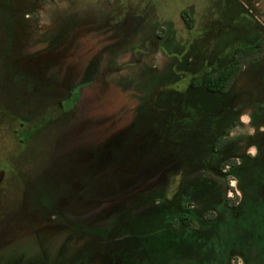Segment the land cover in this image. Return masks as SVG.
Here are the masks:
<instances>
[{"label": "rangeland", "instance_id": "rangeland-1", "mask_svg": "<svg viewBox=\"0 0 264 264\" xmlns=\"http://www.w3.org/2000/svg\"><path fill=\"white\" fill-rule=\"evenodd\" d=\"M245 22L264 30V0H0V222L31 201L39 178L47 192L64 198L62 204L72 200L71 214L81 225L109 224L122 216V205L135 203L140 193L168 175L155 158L164 151L158 135L162 120L154 119L146 102L166 77L171 56L163 50L148 53L155 47L151 39L163 38L171 25L172 54L178 45L185 47L176 56L182 59L190 53L193 63L194 52H204L188 71H174L182 79L168 89L185 90L183 84L191 76L210 70L232 55L238 44L256 43L253 29H241ZM133 58H139L137 65L130 66ZM111 61L122 70L102 74ZM245 71L252 75L260 70L255 65ZM242 77L232 86L246 100L251 88L262 89V81L252 78L253 86H247L249 78ZM172 98L166 100L172 103ZM247 105L241 102L238 108L245 110ZM186 115L182 120L186 125L201 117L192 109ZM22 117L29 120L23 122ZM240 120L244 125L231 126L227 140L254 133L251 113ZM120 132L126 137L122 148L117 143ZM244 143L240 141V147L246 148ZM256 152L255 147L239 148L229 160L239 163L241 156ZM91 155L99 160L96 166L104 168L98 174L105 180L98 181L96 188L108 198L80 205L76 193L92 191L95 185V179L80 171L87 160L92 161ZM119 156L133 174L124 180L115 172L121 165ZM239 182L235 177L228 180L229 198L242 197ZM176 185L172 179L170 192L176 191ZM89 216L92 225L86 222ZM106 241L111 247L118 245L109 235ZM29 242L19 240L2 257L8 264H23V249L30 248L31 254L35 248ZM75 257L66 255L69 260Z\"/></svg>", "mask_w": 264, "mask_h": 264}, {"label": "trees", "instance_id": "trees-1", "mask_svg": "<svg viewBox=\"0 0 264 264\" xmlns=\"http://www.w3.org/2000/svg\"><path fill=\"white\" fill-rule=\"evenodd\" d=\"M171 30L172 26L167 25L165 36L151 39V44L155 47L147 51L150 53L163 50L164 54L171 56L169 66L165 67L166 77L156 83L153 92L155 97L152 94L149 96V103L146 102L147 108L155 116L154 119L162 120L158 130L164 146L162 155L167 148L175 146L174 143L168 144L169 129L178 124L182 125L188 109L195 111L198 117L201 116L198 113L204 111L202 118L194 125L202 126L205 121L213 123L219 117L222 119L227 112L225 109L231 107L227 103L230 104L233 82L245 68L256 65L264 74L262 39L255 44H238L233 50L230 64L223 70L205 77L191 76L189 82L183 84L185 90L168 89L182 79L174 71H188L191 64L190 53L182 59L176 56L182 54L185 47L178 45L176 54L169 51L171 45H175L170 38ZM158 41L162 42L159 44ZM138 59L133 58L130 66L137 65ZM107 65L102 73L104 75L122 70L113 61ZM151 72L153 73L147 71L146 74L156 76V73L150 74ZM170 94L174 101L172 103L166 100ZM28 120L29 118L22 117L23 122ZM231 125H238V120ZM226 167L230 169L224 177L240 180L238 185L242 197L236 195L229 198L230 189L225 185V179L221 178L222 183H218L217 189L221 188L222 192L219 199H214L216 187L209 182L207 173L198 172L193 177L190 175L193 178L191 182L182 179L180 190L172 197L162 187L140 193L138 201L130 203V206L122 205V216L110 219L107 224L112 229L108 232L110 239L117 241L118 245H121V241L123 243L122 264H237L238 261L242 264H264V196L259 194L252 199L246 194L243 179L250 174L246 165L240 167L234 161L227 162L223 168ZM254 172L255 178L264 179V168L257 167ZM41 183L43 184L42 181ZM37 190L38 194L42 192L47 205L54 201L55 196L44 189V184ZM34 194H37L36 191ZM193 204L200 207L193 208ZM74 225L80 226L77 221H74ZM108 235L102 233L100 237L103 239L99 242L105 244L101 252L106 254L111 249L106 241ZM86 254L92 255V252L88 250Z\"/></svg>", "mask_w": 264, "mask_h": 264}, {"label": "flooded vegetation", "instance_id": "flooded-vegetation-1", "mask_svg": "<svg viewBox=\"0 0 264 264\" xmlns=\"http://www.w3.org/2000/svg\"><path fill=\"white\" fill-rule=\"evenodd\" d=\"M249 24L250 22H245V28L241 29L244 31L253 29L255 32L254 42L258 43L264 38V30L262 28L256 29L255 25ZM233 38H235L233 39L234 41L238 39V37ZM233 40L232 42H234ZM203 54L204 52L201 50L194 52L193 63L195 64V60L200 59ZM232 58L233 55L220 59L219 63H215L209 67L210 70L202 72V76L205 77L210 73L223 70L230 64ZM193 63L191 62V64ZM242 76L249 78L246 84L247 86H253V82H251L252 78H255V82L257 79H261L262 89L257 90L251 88L248 98L243 100L241 98L243 95H238L235 89H233L234 86H232L230 90V104L227 103V106L231 107L225 109L227 112L223 114L222 119L219 117L213 121V123L205 121L202 126L192 124L186 125V123L182 121L181 126L178 124L175 128L173 126V128L171 127V129H169L170 136L168 137L170 141L168 144L174 143L176 147L172 145L166 149L164 155L155 157L159 158L161 163L164 164L168 175L166 174L163 181L156 180L151 190L165 187L170 197H172L174 194L178 193L181 188V181L179 184L180 178L187 179L190 175L193 177L198 172L202 174L203 172L207 173L209 182L213 183L216 189L218 183H222V181H220L221 178H223V180L225 179L224 183L228 186V180L231 177H224V174L228 171L226 169H230V167H223L228 161H231L229 160L230 155L235 153L239 148L245 151V149L249 150L255 147L257 148L256 156L245 154V158L244 155L241 156L243 159H241L237 165L240 167L246 165L250 173L249 176L247 175L246 178L243 179L246 185V194L252 199L259 194L264 196V179L262 177L255 178L253 176V174H255L254 169L257 167L264 168V74L261 70L254 71V74L252 72V75L243 71L238 78ZM238 78L234 80L233 85L238 83ZM169 96L172 98L171 94ZM80 99L76 101L75 104H79L81 102ZM241 102L248 104L245 110L243 108H238V104ZM247 112L251 113L253 126L250 127L253 129L255 128L254 133L244 139L234 138L227 140V133L229 129L231 130V126H233L231 124L238 120V125H234V127L244 125L240 119ZM21 125L23 126L24 123H21ZM123 133L124 132H120L118 137L119 141L117 143L120 148H122L126 141L125 134L123 135ZM242 140H244L246 148L240 147L239 144ZM160 142H162V140ZM95 154L96 151L94 152V155ZM91 157L92 161L89 162L85 160L86 162L82 165L80 171H84L88 177L95 179V185L92 191L75 192L77 197L76 203H80V205L89 204L93 202V199L103 201L108 198L107 193L96 188L98 181L103 182L105 180V178L102 179V175L100 176L101 173L98 174V172H103L104 168L96 166V162L99 160L95 162L93 160L94 157L92 155ZM118 159L121 165L115 170V172L118 173L117 177L124 180L126 179V175H133L130 173V170L124 167V158L122 157L121 160V156H119ZM233 161L234 160L231 162ZM111 174L113 176L116 175L113 172ZM75 177L76 176H74L73 182L77 184ZM172 179H175L176 183H178V185H176V191L174 192H170L168 188ZM38 181H40V183H38ZM105 184L106 183L103 185ZM42 185L40 179L36 180L34 192L36 191L37 194L30 195L31 201H27L25 205L21 206L20 210L13 212V214L9 213L5 220L0 222V264H8L5 260V256L2 257V255H6L10 247L16 245L19 240L24 238L28 239L30 241L29 244L31 243L35 248L33 252L31 251V254L28 252L30 248L26 247V249H23L22 255L26 257L23 260V264L123 263L124 255L121 251V246H123L122 241L120 242L121 245H117L116 247H111L110 245L111 249L106 254L103 253V251L101 252L105 244H95L87 238L88 236H93L95 240L102 241L103 238L100 237L101 234L112 230L110 226H107L105 221H103L104 224H97L92 227L81 224L76 227V225H74L76 217L71 214L69 205V202L72 200L68 198L66 203L62 204L63 197H58V199L54 197V201L47 205L43 200L42 192H39V194L37 192V188H40ZM79 185L81 184L79 183ZM257 186L260 187L259 190ZM221 192V188H219V190L217 189L214 199H219ZM90 221L93 222L92 217L89 216L86 222L92 225ZM88 250L92 252L93 256L86 254ZM70 253L76 256L73 260L66 259V255Z\"/></svg>", "mask_w": 264, "mask_h": 264}]
</instances>
